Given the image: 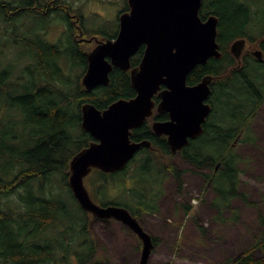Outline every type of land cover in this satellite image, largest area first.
<instances>
[{
  "label": "trees",
  "instance_id": "obj_1",
  "mask_svg": "<svg viewBox=\"0 0 264 264\" xmlns=\"http://www.w3.org/2000/svg\"><path fill=\"white\" fill-rule=\"evenodd\" d=\"M128 10L125 0V7L120 15ZM54 13H57L55 15H58L59 20L67 27V43H49L39 38L38 34L35 39L27 38L26 35L18 37L24 24L21 23V26L18 22L32 16L44 17ZM212 15L217 16L219 20L217 41L223 58L212 59L207 66L195 67L188 76V82H197L209 74H226L221 83L214 86L213 96L214 104L226 97L227 106L230 107L231 104L234 106L236 101L246 100L236 97L231 86L240 85L244 72L254 67L251 60L259 62L246 56L242 67L231 70L229 65L237 66L238 62L231 55L230 45L237 39L246 38L248 42L259 43L264 48V35L255 39L245 31V26L252 21V13L243 0H203L201 19L205 21ZM73 18L77 21L74 22ZM0 23L5 25L0 31V264L95 263L98 244L90 230L93 218L80 207L69 187L70 163L75 155L94 141L82 128V106L90 103L104 111L118 100L134 98L136 91L132 86L131 73L114 68L107 86L98 87L92 92L85 90L82 78L88 69L86 52H91L97 44L76 40V35L81 29L82 36L93 38L86 31L82 15L61 0H0ZM116 25L114 33L104 32V35L98 37L112 39L119 29L118 22ZM47 33L48 29L41 34L46 36ZM16 46L25 47L24 52L20 53V57L26 58L22 64L12 60L14 57L11 51ZM143 52L144 49H141L132 59L133 67L139 65ZM226 62L228 65H223ZM76 66L83 67V74L74 79L71 72ZM259 99V104L254 106L251 114L245 118L247 124L249 119L253 123L264 104V96ZM252 123L246 125L250 139L244 143H255L256 138L250 133ZM205 125L201 138H210L214 142L212 148L219 147L220 152L216 156L200 158L198 155L188 154L184 148L179 153L180 156L194 166L207 184L213 185L217 194L214 207L220 210V215L225 210L224 207L231 208L234 198L239 197L246 205H250L249 197L239 191L238 162L241 157L232 151L234 154L228 159L223 153L224 148L221 147L240 136L238 128L219 126L209 120ZM195 141L189 142V145ZM230 146L232 147V143ZM233 147H236V144ZM141 152L134 164H143V172L156 171L163 172L164 175L169 173L176 178L179 191L182 190L184 172L176 169L172 163H165L167 157L173 156L171 152L163 150L162 157H158L153 149H143ZM220 167L221 170L218 171ZM208 168L213 170L212 175L204 173ZM123 173L125 172L115 174L113 180H118L112 183L116 186L123 184L119 179ZM93 174H98L95 183L101 184L97 192L105 195L114 174L99 170H93L91 175ZM57 176L60 177L61 183ZM226 182L230 186L229 190L223 188ZM89 184L90 181L86 182L85 179L88 190ZM69 193L78 205V212L72 210L69 204ZM91 197L97 204L96 198L99 196ZM111 205L118 206H107ZM181 206L186 214L191 212V206ZM145 211L130 213L139 221L146 214ZM148 213L157 214L158 210ZM233 213L232 220L238 221V213ZM259 224L263 232L255 239L252 247L244 249L237 258L226 259L224 264H264L262 214L259 216ZM200 229L203 234L206 233L205 229ZM153 240L158 245L157 238L153 237ZM257 250L261 252L260 258L254 255Z\"/></svg>",
  "mask_w": 264,
  "mask_h": 264
},
{
  "label": "rangeland",
  "instance_id": "obj_2",
  "mask_svg": "<svg viewBox=\"0 0 264 264\" xmlns=\"http://www.w3.org/2000/svg\"><path fill=\"white\" fill-rule=\"evenodd\" d=\"M61 1L72 6L79 15H82L86 31L91 34V37L104 35V32L114 33L120 13L125 7V0ZM243 1L250 7L252 13V21L245 26L247 29L245 31L252 38L257 39L264 35V0ZM55 14L57 13L44 17L32 16L18 22L17 24L20 25L24 23L20 31L18 30V37L26 35L27 38L35 39L38 34L39 38L49 43L54 44L59 41L67 43V28ZM73 20L76 21V18ZM0 25V31H2L5 25L2 23ZM46 29L48 33L44 36L41 33ZM87 38L90 39V37ZM23 45L26 46V44ZM24 48L16 46L11 51L14 57L12 60L15 63L22 64L26 59L20 57ZM251 62L254 67L244 72V79L240 85L231 86L236 97L247 101H236L234 106L231 104L228 107L227 99L224 97L218 104L216 101L214 113L209 118L212 124L238 128L239 132L236 131V133H240V136L221 147L224 148L223 153L228 159L234 154L232 151L241 157V161L238 162L239 191L249 197L250 205H246L239 197L234 198L231 208L221 212L220 215V210L214 207L217 194L213 185L207 184L204 177L179 153H176L173 159L165 160L166 164L173 162L176 169L184 172L182 177L184 185L181 191L176 178L169 173L164 175L163 172L149 173L146 170L143 172L141 168L143 164H134L139 156L129 163L127 171L125 170V173L119 177L123 184L116 186L112 181L115 182L118 179L113 180L116 175L112 176L105 195L97 192V188L101 187L100 183H95L98 174L89 175L86 178V182L90 181L88 191L91 196H99L98 199L96 198L98 205L117 204L133 213L146 210V214L139 222L159 242L153 250L149 264H224L226 259L237 258L242 249H250L255 239L261 236L263 228L259 224V216L260 214L264 216V104L253 123L249 119L247 124L245 118H248L257 102H260L258 99L264 96V63L252 60ZM223 65L228 64L226 62ZM82 74V66H76L71 72L74 79ZM214 101L215 97H213ZM251 123L250 133L256 138L254 144L244 143L245 140L250 139L247 126ZM239 138L240 142H238ZM213 144L214 142L207 136L199 137L192 145L185 147V150L188 154L198 155L200 158L216 156L220 151H218L219 147L212 148ZM235 144L236 147H233ZM133 166L135 167L131 168ZM220 170L221 167L218 171ZM204 173L212 175L213 170L208 168L204 170ZM195 178L199 179L200 183H196L193 180ZM57 180L61 183L59 176ZM223 188L229 190L230 186L226 182ZM69 195L68 200L72 210H79L78 202L76 203L70 193ZM183 204L192 207L189 214L185 213L181 206ZM155 209L158 210L157 214L148 213ZM233 212L238 213V221L230 218L234 217ZM92 218L90 230L98 244L95 263L139 264L142 245L126 225L116 220ZM200 228L205 229L206 233L203 234ZM236 245L241 246L242 249ZM254 255L256 258L262 256L259 250L255 251Z\"/></svg>",
  "mask_w": 264,
  "mask_h": 264
},
{
  "label": "water",
  "instance_id": "obj_3",
  "mask_svg": "<svg viewBox=\"0 0 264 264\" xmlns=\"http://www.w3.org/2000/svg\"><path fill=\"white\" fill-rule=\"evenodd\" d=\"M203 0H128L130 11L120 16V30L115 40L100 42L86 53L88 70L82 85L92 92L109 84L113 68L129 71L131 58L146 46L140 66L131 71L136 97L119 100L104 111L92 104L82 107V127L95 141L74 156L70 163L68 183L80 207L94 218L116 220L126 225L142 244L139 264H149L157 246L153 237L124 207L96 204L85 179L94 169L105 173L122 171L145 143L131 140V130L142 126L152 116L154 96L162 86V110L172 121L157 123L154 130L169 136L173 154L181 152L190 142L203 135L204 124L212 112L206 103L211 95L212 76L196 86H187V77L198 65L210 58L221 59L217 42L218 17L205 21L200 17ZM247 39H237L231 53L241 66ZM253 55L263 61V53Z\"/></svg>",
  "mask_w": 264,
  "mask_h": 264
},
{
  "label": "flooded vegetation",
  "instance_id": "obj_4",
  "mask_svg": "<svg viewBox=\"0 0 264 264\" xmlns=\"http://www.w3.org/2000/svg\"><path fill=\"white\" fill-rule=\"evenodd\" d=\"M128 2V1H127ZM128 7H129V5H128ZM130 11V8H129V10L127 11V12H129ZM118 20L120 21V18H118ZM77 21V20H76ZM76 21H74V22H76ZM119 21H118V25H119ZM75 25H77V23H75ZM79 26V25H78ZM67 28V27H66ZM65 28V29H66ZM79 30V29H78ZM119 30H120V25H119V29H118V31H117V33H116V35H114V36H112V39H108L107 37H92L93 39H88L87 37L85 38L84 36H82L83 35V32H82V29L81 30H79V34L78 35H76V40L77 41H81V40H85L86 42H91V43H96L97 45L100 43V42H102V41H108V40H115L116 38H117V36H118V33H119ZM79 38V39H78ZM231 45H232V43H231ZM231 45H230V47H231ZM261 44H259V43H256V44H254V43H251V42H247V46H246V49H245V51H244V53L242 54V57H241V67H242V65H243V63H244V59H245V57L246 56H250V57H252V58H254V59H256V60H258L254 55H253V53L255 52V51H257V50H261L262 51V53H263V58H264V48H262V46H260ZM97 47V46H96ZM96 47H93V48H96ZM145 48H146V46H141V48L139 49V51L141 50V49H144V52H143V57H144V53H145ZM94 50V49H93ZM139 51L137 52V54L139 53ZM221 51V50H220ZM230 52H231V48H230ZM87 53H89V52H87ZM137 54H135L132 58H131V61H132V59L137 55ZM231 55H232V57L236 60V62H238V60L233 56V54L231 53ZM143 57L140 59V61H139V65H137V66H135V67H133L132 66V64H131V68H130V70H129V72L131 73V71L132 70H134V69H136V68H138L139 66H140V64H141V62H142V59H143ZM222 58H223V56H222ZM221 58V59H222ZM212 59H216V58H210L209 60H208V62L205 64V65H201V66H207L208 65V63H209V61L210 60H212ZM221 59H216V60H221ZM264 61V60H263ZM239 64V63H238ZM199 66V65H198ZM197 67V66H196ZM228 68H230L231 70H233V69H236V68H238L239 69V67H238V65L236 66V65H229V67ZM114 69V68H113ZM118 69V68H117ZM123 71V70H122ZM125 72H128V71H125ZM228 74V73H227ZM206 76H212L213 77V81H212V83H211V85H210V87H211V95H210V97H209V99L207 100V102L206 103H208L210 106H211V108H212V112H211V114L209 115V117H208V119H207V121L209 120V118L211 117V115L214 113V108H215V104H214V102H213V97H215V96H213L214 95V90H215V88H214V86H216V85H219L220 83H221V80H223V77H225L226 76V74H221V75H211V74H209V75H205L204 77H202V79H200L199 81H197V82H193V83H191V82H188V77H187V86H189V87H192V86H196V85H198L199 83H201V81L206 77ZM190 83V84H189ZM166 89V87L165 86H162V88H161V90L159 91V94H157V95H155L154 96V98H153V100H154V103H155V107L153 108V114H152V116H150L149 118H147L146 120H145V122L142 124V126H140V127H136V128H134V129H132L131 130V140H132V142H135V143H145V145L136 153V155H135V157L133 158V159H135L139 154H141L142 152V150L144 149V150H146V149H153V150H155L156 151V155H159L158 157H162L161 155V152L164 150V151H168V152H171V154L173 155L171 158L170 157H167L166 159H173L175 156H176V154H173L172 153V151H171V146H170V143H169V136H167V135H165V134H159V133H157L155 130H154V125L155 124H157V123H162V124H164V123H169V122H171L172 121V117H171V115H170V113L169 112H167L166 110H162V108H161V102H162V98L161 97H159L160 96V93H162L164 90ZM136 97V96H135ZM115 103V102H114ZM263 108V107H262ZM262 110V109H261ZM257 117V116H256ZM256 117H255V119H256ZM206 121V122H207ZM206 124V123H205ZM204 124V126L206 127V125ZM92 137V136H91ZM201 137V136H200ZM133 138V139H132ZM199 138V137H198ZM198 138H196V139H190V142L191 141H195V140H197ZM92 139L95 141V139L92 137ZM137 139V140H136ZM94 141H92V142H94ZM91 142V143H92ZM90 143V144H91ZM89 147V146H88ZM163 153V152H162ZM164 154V153H163ZM165 163H166V160H165ZM173 163V162H172ZM127 167V166H126ZM126 167L122 170V171H117V172H114V173H110V174H117V173H119V172H123V171H125L126 170ZM101 172H103V171H101ZM105 173V172H104ZM107 174V173H106ZM109 174V173H108Z\"/></svg>",
  "mask_w": 264,
  "mask_h": 264
},
{
  "label": "crops",
  "instance_id": "obj_5",
  "mask_svg": "<svg viewBox=\"0 0 264 264\" xmlns=\"http://www.w3.org/2000/svg\"><path fill=\"white\" fill-rule=\"evenodd\" d=\"M201 175V174H200ZM194 181H196V183H200V180L199 179H197V178H195V179H193ZM217 198V197H216ZM233 205V202L231 201V206ZM224 207V206H223ZM224 209L226 210V208L224 207ZM224 210V211H225ZM230 218H232L233 219V217L231 216ZM234 221V220H233ZM233 246H235V244L233 245ZM237 247H239L240 249H242L241 248V246H239V245H236ZM241 251H243V249L241 250ZM220 253V252H219ZM241 253V252H240Z\"/></svg>",
  "mask_w": 264,
  "mask_h": 264
},
{
  "label": "bare ground",
  "instance_id": "obj_6",
  "mask_svg": "<svg viewBox=\"0 0 264 264\" xmlns=\"http://www.w3.org/2000/svg\"><path fill=\"white\" fill-rule=\"evenodd\" d=\"M232 2V1H231ZM249 19V18H248ZM4 21H6V20H4ZM71 47V46H70ZM56 50V49H55ZM252 68V67H251ZM247 81V80H246ZM250 82V81H249ZM252 91V90H251ZM226 95V94H225ZM230 95V94H229ZM219 96V95H218ZM217 97V96H216ZM11 101H12V99H10ZM260 100V99H259ZM74 101V100H73ZM57 102V101H56ZM257 104V103H256ZM258 104H259V102H258ZM259 107V106H258ZM253 111V110H252ZM255 111V110H254ZM251 114V113H250ZM254 114V113H253ZM231 116V115H230ZM243 117V116H242ZM218 129H220V128H218ZM233 130H234V128H232ZM231 129V130H232ZM237 131V130H236ZM229 168H231V167H229ZM230 170V169H229ZM232 184V183H231ZM230 184V185H231ZM235 185V184H234ZM232 186V185H231ZM218 190V189H217ZM230 201V200H229ZM213 205V204H212ZM53 240H55V239H53ZM202 240V239H201ZM90 251V250H89Z\"/></svg>",
  "mask_w": 264,
  "mask_h": 264
}]
</instances>
